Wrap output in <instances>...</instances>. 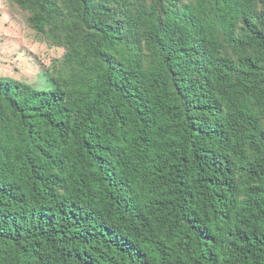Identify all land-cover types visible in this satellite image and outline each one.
<instances>
[{"label":"trees","instance_id":"1","mask_svg":"<svg viewBox=\"0 0 264 264\" xmlns=\"http://www.w3.org/2000/svg\"><path fill=\"white\" fill-rule=\"evenodd\" d=\"M62 47L0 78V264H264V0H11Z\"/></svg>","mask_w":264,"mask_h":264},{"label":"rangeland","instance_id":"2","mask_svg":"<svg viewBox=\"0 0 264 264\" xmlns=\"http://www.w3.org/2000/svg\"><path fill=\"white\" fill-rule=\"evenodd\" d=\"M26 17L27 12L11 0H0V78L41 87V74L61 62L64 50L47 37L36 36Z\"/></svg>","mask_w":264,"mask_h":264}]
</instances>
